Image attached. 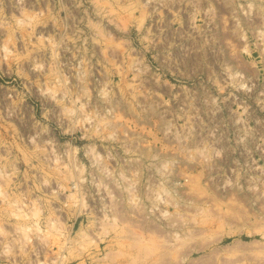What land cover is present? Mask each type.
I'll use <instances>...</instances> for the list:
<instances>
[{
	"label": "rangeland",
	"instance_id": "374dc122",
	"mask_svg": "<svg viewBox=\"0 0 264 264\" xmlns=\"http://www.w3.org/2000/svg\"><path fill=\"white\" fill-rule=\"evenodd\" d=\"M151 263L264 264V0H0V264Z\"/></svg>",
	"mask_w": 264,
	"mask_h": 264
},
{
	"label": "bare ground",
	"instance_id": "6f19581e",
	"mask_svg": "<svg viewBox=\"0 0 264 264\" xmlns=\"http://www.w3.org/2000/svg\"><path fill=\"white\" fill-rule=\"evenodd\" d=\"M157 253H159V252H157ZM152 255V254H151ZM154 256V255H153ZM157 257V256H156ZM175 258V257H174ZM172 259V258H171ZM156 261H158V260H156ZM155 260H154V262H156ZM152 264V263H151Z\"/></svg>",
	"mask_w": 264,
	"mask_h": 264
}]
</instances>
